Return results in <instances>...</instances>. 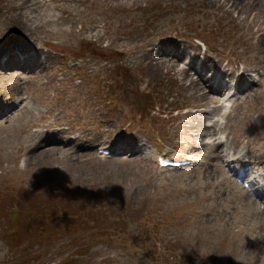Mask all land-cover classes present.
Returning <instances> with one entry per match:
<instances>
[{
    "label": "rangeland",
    "instance_id": "374dc122",
    "mask_svg": "<svg viewBox=\"0 0 264 264\" xmlns=\"http://www.w3.org/2000/svg\"><path fill=\"white\" fill-rule=\"evenodd\" d=\"M7 1L0 14V56L29 46L40 66L34 73L0 70L4 112L24 98L20 105L31 113L16 106L20 111L14 107L0 123V191L71 186L86 189L79 192L83 199L93 191L110 202L124 201L131 211L150 213L149 223L143 221L149 228L130 224L122 234L96 237L81 254L83 241L63 237L60 228L43 248L35 246L30 264H264L261 206L214 159L210 134L215 131L225 148H237V156L264 153V68L257 66L261 56L255 47L264 27V0L257 5L234 0L238 8L209 0ZM179 42L180 62L190 63L205 50L226 74L254 69L248 76L257 90L233 100L230 108L219 110L211 102L190 107L203 102L194 97L200 89L188 86L182 65L153 67L147 61L154 45L161 61ZM171 102L176 111L167 114L165 104ZM47 134L59 144H47ZM131 139L139 140L131 148L135 154L97 155L100 146L127 145ZM159 154L199 157L201 163L158 170ZM244 163L242 179L255 178L260 184L255 192L264 185V169L256 171L252 159ZM155 221L159 225L151 229ZM252 223L259 229L250 231ZM23 256L0 239V264H26Z\"/></svg>",
    "mask_w": 264,
    "mask_h": 264
},
{
    "label": "trees",
    "instance_id": "16d2710c",
    "mask_svg": "<svg viewBox=\"0 0 264 264\" xmlns=\"http://www.w3.org/2000/svg\"><path fill=\"white\" fill-rule=\"evenodd\" d=\"M7 2L0 0V14ZM85 190L51 184L1 190L0 239L3 244L9 251H20L24 259H28L26 264H30L31 258H36L35 246L43 248L60 228H63V237L72 239L73 236L83 241L79 254L88 250L96 237L103 239L111 233L122 234L130 224L142 230L149 228L143 221L150 213L138 208L131 211L124 201L110 202L93 191L89 199H83L79 192ZM150 225L155 229L159 222ZM140 246L143 247V242Z\"/></svg>",
    "mask_w": 264,
    "mask_h": 264
},
{
    "label": "bare ground",
    "instance_id": "6f19581e",
    "mask_svg": "<svg viewBox=\"0 0 264 264\" xmlns=\"http://www.w3.org/2000/svg\"><path fill=\"white\" fill-rule=\"evenodd\" d=\"M230 1L232 2V4H230ZM209 2L211 4L217 5V6H229V7H235L238 8L239 6L236 4V2L234 0H209ZM250 4L253 5H257L256 0H249ZM13 43V42H11ZM11 43H8L7 45H11ZM256 48L258 46V54L261 56V58L258 60L257 62V66H262L264 68V27L259 29L257 31V38H256ZM180 42L175 45V51L172 54H168L166 55V58H164L163 60L160 61V58L157 57L158 55V51H159V47H156L155 45L152 47V49L150 51H148L147 54V61L148 64H151V66L153 67H157L160 64H164L166 62H173L175 66H178L181 64V62L179 61L181 58V54H182V50L179 51L180 48ZM11 47V46H10ZM32 49V48H31ZM36 51H32L30 50L29 46H14L12 48H8L7 50H5L3 52V54L0 56V70L2 71H6L8 69H16V70H23L25 69L27 72L30 71L31 73H34L35 70H37L39 68V64H38V60H37V56L35 55ZM195 58L191 59L190 63L188 66H183L182 65V70L180 71L183 75H185L187 77V83L188 86H192L194 89L195 87H199L200 92L196 95H194V97H200L202 99L203 103H200L198 101H195L194 104H192L194 108H203L208 106L209 102L211 103H215L218 104V109L221 110L222 109V105L220 104V99L216 96H214L211 92V88L210 86L208 87V83L211 82L212 77L214 75V73L219 72V68L217 67L216 64H214L212 62V58L211 56H209L207 53H204L199 61V65L198 68H194V64H195ZM254 67V66H253ZM256 68V67H254ZM24 70V71H25ZM254 69H249L248 71L246 69L242 70L240 73H238V77L236 80V87L239 89L240 86L243 84V82L247 79L248 77V73L249 72H253ZM212 73V74H211ZM211 74V75H210ZM250 74V73H249ZM262 77H264V74L262 75ZM254 85L253 83H251V87H249L244 93H240L243 96L247 95L248 93H251L255 90H257V88L254 89ZM189 88V87H188ZM221 90V87H216L214 89V92H218ZM9 100H14L15 97L13 98H8ZM18 104H24L25 103V99L24 98H19L18 100ZM208 103V104H205ZM22 112H27V114L31 115L30 110L26 109V108H22L21 113ZM203 114L206 115V119L209 118V116L211 115L209 112H204ZM200 124L202 123V118L197 119ZM5 122L4 120V114L2 113L1 110V105H0V123ZM211 129H213V126L210 127ZM60 133V132H59ZM35 134H40V133H35ZM213 137V142H212V146H213V153H216L215 156V160L217 162H221L224 158H226L227 155H229L231 157L232 160V165L235 164H239V166L243 169V171H246V167L248 166V164L244 163V160H250L252 159V164H253V168L255 170H262L264 169V153L263 154H254V152H251L248 154H243L241 156H237V148L235 150L230 149V147H226L225 148V143H222L220 141H218L217 138V133L215 131L210 133ZM42 135L37 136L38 138L41 137ZM44 142L46 141L47 144H52V145H57V143L59 144V142H57L55 140V138H53L50 135H46L44 137V141L42 139L39 140V142ZM139 141V140H138ZM137 141V142H138ZM57 142V143H56ZM137 142L133 141V139L130 140V143H128L127 145H125L124 143H119L118 145H116L113 148L112 153L114 155H118V154H127V153H132L135 154L134 152H132L131 148L133 146V144H137ZM248 141H243V144H247ZM122 144V145H121ZM208 145H211L210 143H208ZM60 146V145H59ZM244 146H248V145H244ZM51 147V146H50ZM62 147V146H61ZM64 148V145L63 147ZM233 148V146H232ZM70 149V148H68ZM146 157L149 158L150 155L146 154ZM257 166V167H256ZM256 184L258 185V182L256 181ZM248 195V194H247ZM255 197H251L248 195L249 198H251V200H253V203H255V205H260L263 206L262 209L258 210V215L261 217L262 219V224H264V189H262L260 192L258 190L255 191ZM247 197V201H250V199ZM256 228L259 229V226H257L256 224H250V231H254ZM260 232L264 233V231L262 229H260ZM260 249L261 246L264 244V235L260 236ZM260 252L262 253V250H260Z\"/></svg>",
    "mask_w": 264,
    "mask_h": 264
}]
</instances>
